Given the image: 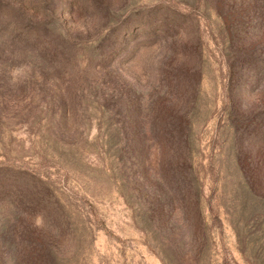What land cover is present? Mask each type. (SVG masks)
<instances>
[{
	"label": "rangeland",
	"instance_id": "374dc122",
	"mask_svg": "<svg viewBox=\"0 0 264 264\" xmlns=\"http://www.w3.org/2000/svg\"><path fill=\"white\" fill-rule=\"evenodd\" d=\"M131 122L155 129L149 146ZM164 125L187 130L177 153L200 187L175 208L197 194L208 251L177 235L161 254L138 217L124 166L137 156L159 172ZM260 149L264 0H0V178L33 201L50 264H250L228 210L235 159ZM258 175L264 189V160Z\"/></svg>",
	"mask_w": 264,
	"mask_h": 264
},
{
	"label": "trees",
	"instance_id": "16d2710c",
	"mask_svg": "<svg viewBox=\"0 0 264 264\" xmlns=\"http://www.w3.org/2000/svg\"><path fill=\"white\" fill-rule=\"evenodd\" d=\"M46 57L53 60L56 53L47 49ZM179 126L164 125L158 130L159 138L162 139L159 144V172L153 170L149 159L137 156L134 159L135 146H130L133 143L129 136L128 140L123 137L133 156L129 160L130 165L126 164L124 169L134 177V190L143 194V205L139 208L138 217L142 221L143 230L157 239L155 243H158L161 254L168 247L165 243L177 235L195 241L199 239V247L203 251L210 250L211 246L210 232L197 194L190 212L186 207L175 208V202H180V198L189 201L192 190L195 187L199 190L200 187L198 178L193 177L194 168L190 157H180L182 151L177 153V150H184L185 153L187 147V130ZM129 130L130 137L134 141L140 140L144 146L150 141L148 135L155 131L148 129L146 125L143 127L132 122ZM261 151L257 150L251 157L239 155L235 159L238 170L234 186L236 203L232 204V211L228 210L229 215L234 217L231 218V224L239 250L250 264H264V189L260 187L258 175L261 161L264 160ZM165 153H168L169 160L162 158ZM6 181L7 179L0 178V198L8 200V209L14 212L8 215L10 218L7 220L0 219V222L3 221L0 225V264H50V253L42 251L36 239L38 229L34 225L36 217L33 201H28L26 194L18 187L5 184ZM2 217L5 219V215Z\"/></svg>",
	"mask_w": 264,
	"mask_h": 264
}]
</instances>
